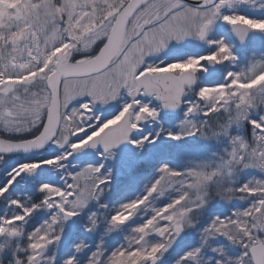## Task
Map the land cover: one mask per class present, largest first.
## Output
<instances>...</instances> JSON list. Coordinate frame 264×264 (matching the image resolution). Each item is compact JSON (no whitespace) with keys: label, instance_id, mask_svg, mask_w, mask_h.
<instances>
[{"label":"snow or ice","instance_id":"1","mask_svg":"<svg viewBox=\"0 0 264 264\" xmlns=\"http://www.w3.org/2000/svg\"><path fill=\"white\" fill-rule=\"evenodd\" d=\"M0 264H264V0H0Z\"/></svg>","mask_w":264,"mask_h":264},{"label":"rangeland","instance_id":"2","mask_svg":"<svg viewBox=\"0 0 264 264\" xmlns=\"http://www.w3.org/2000/svg\"><path fill=\"white\" fill-rule=\"evenodd\" d=\"M224 31L226 32V29H224ZM186 50H187V51H191V52H196V51H202L203 48H202V46H200V45H192V46H190V47H187ZM11 162H12V163H15L16 160H15V159H12Z\"/></svg>","mask_w":264,"mask_h":264}]
</instances>
